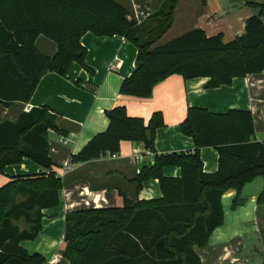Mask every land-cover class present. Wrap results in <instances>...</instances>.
Listing matches in <instances>:
<instances>
[{
  "label": "trees",
  "instance_id": "trees-1",
  "mask_svg": "<svg viewBox=\"0 0 264 264\" xmlns=\"http://www.w3.org/2000/svg\"><path fill=\"white\" fill-rule=\"evenodd\" d=\"M178 2L165 0L159 11L138 22L118 0H0V103H28L44 75L67 76L74 61L89 69L81 43L88 31L120 35L137 47L135 69L120 87L123 95L149 98L155 86L173 74L185 79L208 77L206 86L213 88L264 71V2L256 4L259 13L246 19L244 33L229 41L221 33L208 35L195 28L156 44L172 26ZM40 34L57 43L53 56L36 46ZM106 115L107 129L73 154L70 162L116 154L122 140L142 141L153 152L155 164L143 167L133 181L140 188L146 180L159 179L163 197L134 200L123 194L122 207L68 212L62 256L69 264H202L194 247L205 246L222 225L224 192L237 191L236 207L244 202V185L264 176V140L253 139L252 112L188 107L180 129L192 137L195 148L165 154L155 148L156 131L165 125L162 112H155L148 123L130 116L122 105L106 110ZM55 119L48 107L35 106L16 120L0 122V172L24 158L42 168L13 176L0 187V264L47 263L42 253H30L22 242L38 237L42 210L60 205L66 184L50 155L49 129L57 130ZM203 147L218 151L214 172L204 170ZM168 165L179 166L181 177H165L163 168ZM262 203L264 191L258 198Z\"/></svg>",
  "mask_w": 264,
  "mask_h": 264
},
{
  "label": "crops",
  "instance_id": "crops-1",
  "mask_svg": "<svg viewBox=\"0 0 264 264\" xmlns=\"http://www.w3.org/2000/svg\"><path fill=\"white\" fill-rule=\"evenodd\" d=\"M118 1L130 10L138 22L159 11L165 2ZM258 3L262 1L179 0L172 26L156 44L195 28L204 29L208 35L221 33L224 40L229 41L244 33L246 19L259 13ZM173 30L176 31L172 33ZM81 43L85 48L84 64L89 69L74 61L67 76L56 72L44 75L28 103L16 101L10 106L0 103V122L16 120L23 111L35 106H46L56 115L57 130L49 129L50 155L55 164L54 170L66 178V184L60 191V205L42 210L43 228L38 237L22 242L30 253H42L47 259L46 264H69L61 253L65 247L68 212L122 207L123 194L134 200L163 197L159 179L146 180L140 188L133 181L143 167L155 164L153 152L142 141L122 140L120 151L114 156L107 153L87 162H70L73 154L79 153L96 134L107 129L109 119L106 110L122 105L130 116L142 117L146 123L155 112H162L165 125L157 129L155 136V148L159 154L195 148L192 137L180 129L191 106L204 107L217 113L231 109L251 111L255 125L253 139L264 140V71L235 77L230 84L213 88L206 86L208 77L185 79L180 74H173L155 86L151 97L141 98L120 92L123 80L135 69L138 50L131 41L120 35L97 36L88 31ZM36 46L49 56H53L58 49L57 43L43 34L36 38ZM64 138L69 139L67 143L63 142ZM218 157L214 147L201 149L206 172L218 169ZM67 163L70 164V171L64 174ZM58 167H62V170ZM41 170L40 165L28 158L19 164L7 165L0 172V187L13 176ZM163 174L168 178H180L181 168L168 165L163 168ZM248 185L245 184L243 189H248ZM257 188V184L249 186L247 199L236 207H233V201L237 191L230 188L224 192L221 199L224 210L222 225L214 229L205 246L194 247L202 264H255L246 253L247 242L244 238L249 231H257L264 242V212L260 214L264 203L258 204L264 189L259 194ZM252 221L258 225L256 231L253 225H249Z\"/></svg>",
  "mask_w": 264,
  "mask_h": 264
},
{
  "label": "rangeland",
  "instance_id": "rangeland-1",
  "mask_svg": "<svg viewBox=\"0 0 264 264\" xmlns=\"http://www.w3.org/2000/svg\"><path fill=\"white\" fill-rule=\"evenodd\" d=\"M239 2L241 0H238ZM262 2H264V0H261ZM176 30H173L172 33H174ZM158 44H160V42H158ZM85 59V57H84ZM34 162V161H33ZM59 170H62V167H58ZM70 171V168L67 170V173ZM64 173V174H67ZM246 184H250L248 185V189L249 186H254V185H258L257 191L260 194L263 189H264V177L262 175H258L256 177V179H254L253 181L246 183ZM247 187L245 189H243V192L241 194V198H243L244 200L247 199ZM258 194V195H259ZM241 205V204H239ZM264 206V205H262ZM264 212V207L262 208V210L260 211V214H263ZM23 225V224H21ZM249 225H253L256 231V228L258 227L257 224L254 223V221L249 222ZM244 240L247 242V249H246V253L249 255V257L251 258L252 262L255 264H262L264 259V246H263V240L261 238V234L259 232H255V233H251L249 231V233H247V235L245 236Z\"/></svg>",
  "mask_w": 264,
  "mask_h": 264
},
{
  "label": "built area",
  "instance_id": "built-area-1",
  "mask_svg": "<svg viewBox=\"0 0 264 264\" xmlns=\"http://www.w3.org/2000/svg\"><path fill=\"white\" fill-rule=\"evenodd\" d=\"M68 140H69L68 138H64V139H63V142H64V143H67ZM113 156H114V154H113ZM69 168H70V164L67 163V164L65 165V171H64V173H67V170H68Z\"/></svg>",
  "mask_w": 264,
  "mask_h": 264
},
{
  "label": "water",
  "instance_id": "water-1",
  "mask_svg": "<svg viewBox=\"0 0 264 264\" xmlns=\"http://www.w3.org/2000/svg\"><path fill=\"white\" fill-rule=\"evenodd\" d=\"M78 55H79V56L82 55V51L78 52Z\"/></svg>",
  "mask_w": 264,
  "mask_h": 264
}]
</instances>
